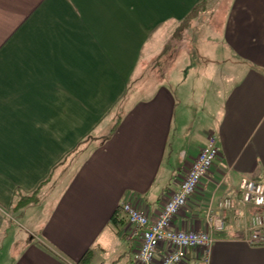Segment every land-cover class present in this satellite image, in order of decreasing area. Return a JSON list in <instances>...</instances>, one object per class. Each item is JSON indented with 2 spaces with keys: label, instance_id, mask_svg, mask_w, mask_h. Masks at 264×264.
<instances>
[{
  "label": "crops",
  "instance_id": "0c3cea01",
  "mask_svg": "<svg viewBox=\"0 0 264 264\" xmlns=\"http://www.w3.org/2000/svg\"><path fill=\"white\" fill-rule=\"evenodd\" d=\"M198 1L0 0V264H76L87 250L91 264H138L119 204L156 218L210 134L220 157L172 225L207 230L209 205L230 197L208 264H264V245L243 238L254 208L236 214L240 180L264 183V0H230L190 42L196 61L179 43L114 131L81 146ZM176 57L188 62L172 77Z\"/></svg>",
  "mask_w": 264,
  "mask_h": 264
},
{
  "label": "built area",
  "instance_id": "2783aa9c",
  "mask_svg": "<svg viewBox=\"0 0 264 264\" xmlns=\"http://www.w3.org/2000/svg\"><path fill=\"white\" fill-rule=\"evenodd\" d=\"M220 152L216 136L210 134L180 179L177 190L171 194L153 220L128 200L121 201L119 207L132 226L129 236L140 237V245L133 256L138 264H186L188 249L193 250L192 264H208L214 242L212 229L222 228L223 218L234 206V199L226 196L221 198L217 203L218 209L214 211L209 205L205 213L207 230L175 228L172 222L197 189L201 179L218 161ZM236 203V214L239 217L246 216L248 206L255 210L247 217L244 240L252 246L264 245V183L242 178L238 185ZM158 252H161L160 256L157 255Z\"/></svg>",
  "mask_w": 264,
  "mask_h": 264
},
{
  "label": "rangeland",
  "instance_id": "374dc122",
  "mask_svg": "<svg viewBox=\"0 0 264 264\" xmlns=\"http://www.w3.org/2000/svg\"><path fill=\"white\" fill-rule=\"evenodd\" d=\"M229 1L230 0H213L212 2H209L208 8L203 13V15L199 14L194 20L190 21L189 24L184 25L185 27H183L182 23L178 22L176 24L169 25L167 30L165 29V27L162 28V32L160 33L159 38L156 41L155 48L157 46L159 47L161 42L165 43L164 55H161L158 60L153 59V61H151L150 59H147L144 64H141L140 72L137 73L136 76L133 75V80H131V82L129 81L128 83L126 95L117 103L115 108L111 110L110 114L99 125V128L93 133L89 134L88 138H93V136H100L110 132V128L115 124L118 119L117 117L120 115H124L137 100V94L133 93L135 88L139 87L141 83L147 82L148 80L151 81L150 79L153 77V73L152 75L150 74L151 76L145 73H147V71L153 66L157 67L158 69H161L163 63L167 59L169 60L170 56L174 58L177 51H179V43L184 40L187 43L189 42L187 50L189 52L188 59L191 61H196V59L198 58V56H195L197 54L196 52H199L202 44L199 45L200 47H195V44H192L190 42L194 40L200 28H212L213 23L216 24L215 26L213 25L215 28L220 27L219 23H221L223 18L222 13L225 11ZM203 51H207L206 46L203 48ZM144 58L146 59V56ZM187 62V59L185 61L180 57H176L175 59L171 60L170 66H172V68H169L167 74L171 75L172 77H175V75L178 74L181 75L180 70L185 66ZM184 73H186V69ZM138 77L143 79V81L140 82L141 80L138 79Z\"/></svg>",
  "mask_w": 264,
  "mask_h": 264
},
{
  "label": "trees",
  "instance_id": "16d2710c",
  "mask_svg": "<svg viewBox=\"0 0 264 264\" xmlns=\"http://www.w3.org/2000/svg\"><path fill=\"white\" fill-rule=\"evenodd\" d=\"M213 0H199L196 2L190 11L186 14V16L180 21L182 23L183 27L184 25H187L190 23V21L194 20L199 14H203L207 8H208V3L212 2ZM211 13V12H210ZM119 119V116L117 117ZM118 119L115 122V124L110 128V133H112L116 127V124L118 123ZM91 140L90 138H86L83 141V144L81 146H84V144H87V142ZM80 150V149H79ZM78 151V149H77ZM35 197V194L28 195V196H23L21 195L17 201L18 206L25 205L31 201V198ZM17 206V205H16ZM112 220L114 223H120L121 219L117 216V212H115L112 216ZM91 258L92 254L90 250H87L77 261L76 264H91Z\"/></svg>",
  "mask_w": 264,
  "mask_h": 264
}]
</instances>
